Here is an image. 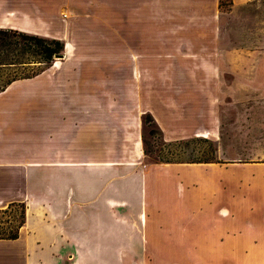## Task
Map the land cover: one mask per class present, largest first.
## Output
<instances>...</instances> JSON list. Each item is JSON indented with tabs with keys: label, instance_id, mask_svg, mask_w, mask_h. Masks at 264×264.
Masks as SVG:
<instances>
[{
	"label": "crops",
	"instance_id": "1",
	"mask_svg": "<svg viewBox=\"0 0 264 264\" xmlns=\"http://www.w3.org/2000/svg\"><path fill=\"white\" fill-rule=\"evenodd\" d=\"M54 19L55 0H0V28L46 37ZM124 23L121 89L115 47L85 42L0 92V209L25 205L0 264H264V139L233 152L220 130L233 105L240 135L264 132V0H127ZM146 112L218 159L142 165Z\"/></svg>",
	"mask_w": 264,
	"mask_h": 264
},
{
	"label": "rangeland",
	"instance_id": "2",
	"mask_svg": "<svg viewBox=\"0 0 264 264\" xmlns=\"http://www.w3.org/2000/svg\"><path fill=\"white\" fill-rule=\"evenodd\" d=\"M126 8L127 0H55L54 27L50 30L51 36H46V38L60 40L63 44L60 54H64L65 56L67 53L68 55H72L73 51L74 53H80V46L87 42L93 43V45H87L88 47H92V51L96 48V50H103V56H107L103 60H108L112 46L115 47L120 64L117 80L119 81L118 86L121 89L126 81L125 73L127 65L126 41L128 30L124 23L126 20ZM114 21H119V26L116 27L115 25L116 28H112V22ZM144 31L147 36L151 37L157 36L159 32L157 29ZM237 31L238 29H236ZM263 31L264 29L262 28ZM130 35L135 39L134 49L136 53L145 51L152 60L156 59L155 56H158L157 51L159 48L157 43L153 41L145 44H142V42L137 43L140 41V36L142 37L141 30L139 32L132 30V32L130 31ZM233 35H235L234 41H236L238 35ZM112 42L115 45H112ZM260 48L264 49V45ZM61 60L63 59L53 57V61L55 62H60ZM151 65L155 66L157 64L151 61ZM104 68H108V66H104ZM8 74H2L0 79L4 80ZM119 95L125 96V92L120 91ZM251 106H253V103ZM225 108L224 110H220L221 120L223 121L220 129L222 131L221 135L226 139L230 138L233 140L230 143L228 141L224 143L226 149L233 152L238 150L254 151L255 145L258 144L256 141L264 139V132L261 134L251 131L246 134L241 133L242 135H240L239 126L230 125V123L237 120L238 108L233 105ZM250 111H253V109L248 108L247 112ZM247 127L248 129L252 128L251 126ZM141 133L142 165L164 163L163 161L166 160L171 161L169 163H175L218 159L215 141L203 137L168 138L161 130L157 120L149 112L142 114ZM262 144H259V146L264 147V142ZM19 211L20 208L16 207L13 212L15 220L18 218ZM8 218L9 214L0 216V225H3L4 221ZM5 224L7 225V223ZM21 264H26L25 254H23ZM43 264L45 263L43 262Z\"/></svg>",
	"mask_w": 264,
	"mask_h": 264
},
{
	"label": "trees",
	"instance_id": "3",
	"mask_svg": "<svg viewBox=\"0 0 264 264\" xmlns=\"http://www.w3.org/2000/svg\"><path fill=\"white\" fill-rule=\"evenodd\" d=\"M62 49L63 44L58 39H49L16 29L0 28V78L2 74L9 73L4 80L0 79V92L17 79L29 78L44 71ZM208 161L212 160L188 162ZM16 207H19L20 211L15 220L13 212ZM5 214H9V218L0 225V239H16L20 227L25 222V205L20 202L10 203L6 208L0 209V216Z\"/></svg>",
	"mask_w": 264,
	"mask_h": 264
},
{
	"label": "water",
	"instance_id": "4",
	"mask_svg": "<svg viewBox=\"0 0 264 264\" xmlns=\"http://www.w3.org/2000/svg\"><path fill=\"white\" fill-rule=\"evenodd\" d=\"M63 56H64L63 54H57V55H55L56 58H63Z\"/></svg>",
	"mask_w": 264,
	"mask_h": 264
}]
</instances>
